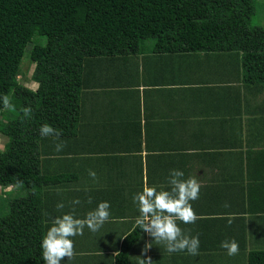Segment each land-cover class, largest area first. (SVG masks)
Listing matches in <instances>:
<instances>
[{"label": "trees", "instance_id": "trees-1", "mask_svg": "<svg viewBox=\"0 0 264 264\" xmlns=\"http://www.w3.org/2000/svg\"><path fill=\"white\" fill-rule=\"evenodd\" d=\"M255 1L0 0V95L16 108L0 118V134L8 138L0 151V186L14 185V178L23 182L1 190L0 264H44L41 242L51 218L73 209L77 216L71 202L83 192L93 195V184L74 162L87 154L77 149L83 107L96 104L84 102L86 90L135 85L140 56L145 64L147 55L201 51L238 56L246 79L264 87V27L252 25ZM37 35L46 43L30 51L31 79L38 83L32 90L19 81L20 65ZM29 106L32 114L25 118L22 109ZM5 112L0 104V116ZM45 123L62 130L59 140L40 135ZM61 141L66 146L57 152ZM14 192L24 195L10 200L7 194ZM59 203L65 207L58 210ZM138 231L125 238L117 264L130 263ZM248 258V264H264V251Z\"/></svg>", "mask_w": 264, "mask_h": 264}, {"label": "crops", "instance_id": "crops-1", "mask_svg": "<svg viewBox=\"0 0 264 264\" xmlns=\"http://www.w3.org/2000/svg\"><path fill=\"white\" fill-rule=\"evenodd\" d=\"M134 60L141 63L135 85L85 93L84 102L96 104L83 107L77 149L87 154L74 162L94 191L80 195L74 216L83 219L102 201L110 203L111 215L98 232L85 227L82 236L71 238L70 264H117L114 253L136 230L129 264H137L148 242L153 264H248L251 245L264 246V87L246 79L238 56L224 52ZM116 80L120 85L121 76ZM25 86L36 90L38 83L28 80ZM173 169L201 182L199 199L190 202L196 222H177L185 233L199 235L198 255L169 254L135 225L133 195L145 178L170 190ZM226 239L237 241L238 254L221 248Z\"/></svg>", "mask_w": 264, "mask_h": 264}, {"label": "clouds", "instance_id": "clouds-1", "mask_svg": "<svg viewBox=\"0 0 264 264\" xmlns=\"http://www.w3.org/2000/svg\"><path fill=\"white\" fill-rule=\"evenodd\" d=\"M0 104L4 110L16 111L15 105L11 103L6 94L0 95ZM22 112L24 117L28 118L32 114V108L30 106L24 107ZM39 133L42 137L53 136L57 140L63 134L62 130L53 128L48 123L39 128ZM65 146V143L61 141L56 144L55 150L61 152ZM89 176L93 180L97 179V174L93 170H89ZM184 177L183 171L171 170L167 181L170 190H164L163 186H160L159 189L155 185L150 186L147 178H145L142 191L135 193L132 197L133 203L138 209L135 225L147 233L156 244H162L169 254L186 250L190 255H198L199 235L192 236L190 233H185L177 222L184 224L196 222L197 216L190 202L199 199L201 182L196 176H189L186 179ZM14 180L16 181L15 184H10L7 188L23 186L22 181L16 178ZM91 202L92 200L89 198L88 203ZM71 203L78 205L81 201L76 199ZM56 207L60 210L65 205L59 203ZM110 207L108 201H102L94 210L89 211L83 219L74 216V209L73 213L54 218L52 226L47 230L41 242L42 258L45 264H61L65 257L69 258L70 264L75 255L74 241L71 238L78 235L82 236L85 227L93 233L98 232L109 221ZM220 246L227 250L229 256H234L239 252V244L235 239H226L221 242ZM152 247L153 243L151 242L145 244L141 255L135 257L137 264H153L151 257L148 256ZM119 254V252L114 253V255Z\"/></svg>", "mask_w": 264, "mask_h": 264}, {"label": "rangeland", "instance_id": "rangeland-1", "mask_svg": "<svg viewBox=\"0 0 264 264\" xmlns=\"http://www.w3.org/2000/svg\"><path fill=\"white\" fill-rule=\"evenodd\" d=\"M252 25L253 26L264 27V0H256L255 1V15L253 16V19H252ZM37 43L45 44L46 43V38L45 37H40L38 35L35 36L34 39H33V43L28 47L27 52L25 53V55H24V57H23V59L21 61V65H20L21 75L19 77V81L21 83H23L24 85L27 83L28 80L32 81L31 77H32V74L34 72L35 65L31 61L30 51H31L32 46L34 44H37ZM5 111L6 112L3 115H1L0 118L5 119V117L8 115L10 110H5ZM7 142H8V138L6 136H4L3 134H0V151L4 150V146H5V144ZM9 190L12 191L13 189L3 186L2 191L10 192ZM2 191H0V199L3 198L1 196V194H2L1 192ZM22 195H24V194L23 193H18V192L7 194V196H9L10 200H12L14 198H17V197H20ZM1 204H2V209H1L2 213L3 214L8 213L9 212L8 207L4 204L3 201L1 202ZM256 243H253L251 245V248H253L255 251H264V246H259ZM252 252H254V251H252Z\"/></svg>", "mask_w": 264, "mask_h": 264}, {"label": "built area", "instance_id": "built-area-1", "mask_svg": "<svg viewBox=\"0 0 264 264\" xmlns=\"http://www.w3.org/2000/svg\"><path fill=\"white\" fill-rule=\"evenodd\" d=\"M3 189V187L2 186H0V191Z\"/></svg>", "mask_w": 264, "mask_h": 264}]
</instances>
